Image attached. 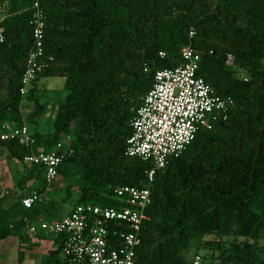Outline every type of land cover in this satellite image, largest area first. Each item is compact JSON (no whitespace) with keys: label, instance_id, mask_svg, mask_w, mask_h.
I'll list each match as a JSON object with an SVG mask.
<instances>
[{"label":"trees","instance_id":"obj_1","mask_svg":"<svg viewBox=\"0 0 264 264\" xmlns=\"http://www.w3.org/2000/svg\"><path fill=\"white\" fill-rule=\"evenodd\" d=\"M36 2L45 14L48 66L22 98ZM0 13V131L5 122L26 123L35 139L31 149L0 140V157L25 163L38 151L63 155L54 182L60 177L66 184L62 202L75 197L74 207H125L114 190L149 186L136 264H186L185 253L207 236L257 237L264 229V0H0ZM187 45L200 57L197 75L233 106L225 121L200 130L149 184V164L124 155L130 123L155 73L177 67ZM228 55L232 66L225 63ZM47 77L64 79L65 96L42 136L36 119L45 106L37 83ZM23 100L32 105L25 119ZM25 164L18 186L31 182V192L7 207L0 198V243L16 236L21 264L39 247L37 239L49 240L41 264H75L63 256L60 236L24 233L45 208L48 188L43 166ZM33 193L39 201L26 210L21 200ZM243 245L233 250L235 264L252 263L251 245Z\"/></svg>","mask_w":264,"mask_h":264},{"label":"built area","instance_id":"obj_2","mask_svg":"<svg viewBox=\"0 0 264 264\" xmlns=\"http://www.w3.org/2000/svg\"><path fill=\"white\" fill-rule=\"evenodd\" d=\"M32 9V47L21 77L19 94L22 98L48 66L44 57L45 14L38 2ZM192 36L193 32H190L189 37ZM3 42L4 34L0 28V45ZM160 56L163 57V53ZM180 58L177 67L155 73L153 86L130 123L131 134L124 155L149 164L146 172L149 184L157 172L166 168L169 159L180 156L187 149L200 130H211L215 123L225 121L233 106L230 97L215 95L197 75L200 57L191 45L181 48ZM225 63L233 65L231 55ZM0 140H13L29 149L35 144L26 123H3ZM62 161L63 155L55 152L38 151L24 157L27 164L43 166L48 187L58 176ZM114 197L125 207L80 205L61 218L49 220L38 216L28 228L29 234L45 232L60 236L63 256L75 264H136L141 227L151 204V190L149 186L141 189L124 186L114 190ZM38 201V195L33 193L24 197L21 205L29 210ZM118 224L127 230L116 227ZM186 264H203V261L196 256L188 259Z\"/></svg>","mask_w":264,"mask_h":264},{"label":"rangeland","instance_id":"obj_3","mask_svg":"<svg viewBox=\"0 0 264 264\" xmlns=\"http://www.w3.org/2000/svg\"><path fill=\"white\" fill-rule=\"evenodd\" d=\"M236 70L238 76L245 77L244 71L241 69ZM63 82L64 79L59 77H47L40 79L37 83V96L40 103L45 106V113L36 119L38 123L37 131L42 136L50 133L57 106L64 99ZM20 111L25 119L26 113L32 111V105L23 100ZM28 126L34 132L32 125L29 124ZM26 166L23 162L8 158L6 153H3L0 157V197L3 198L4 206H9L19 196L30 194L31 182L24 185L23 189L18 186V181L26 173ZM65 185V183L60 182V177H58L46 189L45 195L41 198L45 208L39 207V216H45L46 219L53 220L73 209L76 202L75 197L71 201L62 202L66 195ZM4 191L5 193H3ZM50 201H53L54 204L47 205ZM24 233L28 237L37 235L29 234L27 228ZM39 240L37 239L39 247L35 248L33 252L26 253L21 264H41V256L50 248L51 243L48 242L49 240ZM244 243L251 245V264H264V229L258 232L257 237L242 238L232 235L218 239L214 236H207L195 242L190 250L185 253V257L190 259L198 256L205 264H235L232 257L233 250L235 247L244 248ZM18 252L19 241L16 236H11L2 241L0 243V264H18Z\"/></svg>","mask_w":264,"mask_h":264},{"label":"crops","instance_id":"obj_4","mask_svg":"<svg viewBox=\"0 0 264 264\" xmlns=\"http://www.w3.org/2000/svg\"><path fill=\"white\" fill-rule=\"evenodd\" d=\"M3 193H5V191ZM67 213H69V211H67L66 213L62 214L61 216H57V217L61 218V217L65 216Z\"/></svg>","mask_w":264,"mask_h":264}]
</instances>
